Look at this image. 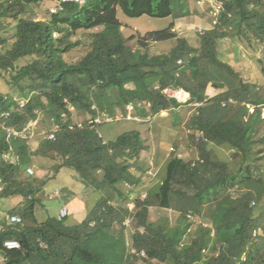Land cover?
Masks as SVG:
<instances>
[{
	"label": "trees",
	"instance_id": "16d2710c",
	"mask_svg": "<svg viewBox=\"0 0 264 264\" xmlns=\"http://www.w3.org/2000/svg\"><path fill=\"white\" fill-rule=\"evenodd\" d=\"M43 1L0 0V77L10 73L8 83L16 90V95L0 92V199L22 198L9 210L22 221H0L4 263L264 264V164L259 162L264 149L254 150L264 121V85L244 80L218 50V41L233 35L264 45V0H215L221 11L214 27L200 35L199 46L172 29L191 14L185 0L66 2L49 19H37L29 9ZM119 6L128 16L174 20L140 36L141 45L133 48L123 35ZM174 38L177 44L167 53L143 49L148 41ZM82 44L88 51L69 63L64 54ZM26 57L31 60L18 66ZM210 84L218 90L211 97ZM167 87L188 92L187 103L196 106L190 139L199 157L171 153L159 180L144 198L132 199L131 208V192L118 184L143 182L148 145L138 129L106 139L103 123L95 119L104 113L116 117L118 110L127 114L130 105L145 118L179 107L176 97L164 93ZM76 114L87 119L76 123ZM41 115L42 122L49 117L59 129L52 138L48 131L34 148L24 132ZM201 133L207 141L197 139ZM212 144L235 148L237 166L219 158ZM35 156L59 159L57 171L73 168L89 189L101 192L78 224L68 223V214L38 219L47 181L27 173ZM153 207L180 216L174 224L166 215L152 219ZM130 218L136 229L129 240ZM8 239L18 240L20 248H7Z\"/></svg>",
	"mask_w": 264,
	"mask_h": 264
},
{
	"label": "rangeland",
	"instance_id": "374dc122",
	"mask_svg": "<svg viewBox=\"0 0 264 264\" xmlns=\"http://www.w3.org/2000/svg\"><path fill=\"white\" fill-rule=\"evenodd\" d=\"M185 1L191 14L177 19L176 25L172 29L178 32L179 36L185 37L191 45L199 46L200 35L214 27L221 8L215 0ZM54 3V0H45L38 5L32 4L29 13L37 19H49L50 7ZM117 15L122 23L123 35L128 39V45L133 48L141 45L138 41L140 36L145 35L149 31L165 29L174 20L173 16L152 17L145 14L128 16L120 6L118 7ZM8 21L12 23L11 29L13 30L15 23L11 17L8 18ZM99 29L95 28L94 31ZM80 35L81 32L74 36L73 39L79 38ZM176 44V38L165 41H148L143 49L151 54H164L169 52ZM1 50L2 48L0 47ZM218 50L219 57L230 63L244 80L257 83L259 86L264 85V45L262 43L254 39L250 41L238 35L226 36L218 41ZM87 51L88 46L82 44L66 52L64 57L69 63H76ZM30 60L31 57L20 59L17 65H24ZM8 79H10V73H4L0 77V92H12L16 95V90L8 83ZM217 93L218 90L210 84L207 88L208 96L211 97ZM171 97H178V101L182 104L179 107L162 110L160 113L146 118L134 113L133 106L130 105L127 114L118 110V114L113 120L104 122L100 127V131L106 139H114L124 131L138 129L148 145V149L143 153L146 167L143 182L137 187L124 183L118 184L124 191L131 192L129 200L131 208H134L132 199L137 196L144 198L147 189L159 180V170L171 153L174 152L186 160L199 157V151L190 139V133L192 132L190 118L196 111V106L187 103L190 97L189 93L186 98L180 97L179 94ZM250 111H254L253 106H251ZM262 116L264 118V106H262ZM43 117L41 115L38 120L31 122L24 132V135L31 140L34 148L48 131L51 133L55 129L53 120L47 117V120L42 122ZM86 119L87 116L84 114L75 115L76 123H83ZM255 138L257 142L254 150L264 149V121L255 133ZM211 147L219 158L227 160L233 165L235 164L234 167L237 166L240 158L234 157L235 148L228 144H212ZM259 156L262 157L259 162L264 164V150ZM58 164L59 159L35 156L34 162L29 166L33 169V173L27 171L28 174L39 177L41 179L40 182L47 181L42 195V204L37 209V217L40 221H43L48 216H59L61 209L66 207L68 209L67 222L78 224L96 204L101 192L89 189L73 168L62 167L57 171ZM25 176L27 174H24ZM21 200V197L0 199V221L11 219L12 214L9 213V210L19 204ZM261 205L264 206V200L261 201ZM164 215L168 216L173 224L177 222L180 216L173 209L152 208V219H158ZM126 223L130 240L131 233L136 229V224L132 218L128 219ZM0 264H5L3 258H0ZM138 264L159 263L156 260L150 263L140 260Z\"/></svg>",
	"mask_w": 264,
	"mask_h": 264
},
{
	"label": "built area",
	"instance_id": "2783aa9c",
	"mask_svg": "<svg viewBox=\"0 0 264 264\" xmlns=\"http://www.w3.org/2000/svg\"><path fill=\"white\" fill-rule=\"evenodd\" d=\"M88 0H54V5L52 7H50V15L53 14V13H56L58 12L60 9L63 8V4L66 3V2H76V3H79L80 5H83L87 2ZM220 8H221V5L219 4ZM164 93H166L168 96H176V89H173L171 87H167L165 89H163ZM178 98V97H177ZM25 101L26 99H22L20 101V105L23 106L25 104ZM132 106V105H131ZM65 116V114H63ZM115 117L113 116H110L108 114H101L99 115L96 119H95V122H98V123H104V122H109L111 120H113ZM55 126V129L53 131H51V133L49 134V137H54V131L59 129V125L58 124H54ZM9 131L11 133H14V134H17L18 132L15 131L14 129L12 128H9ZM197 139L200 140V139H204V140H208L207 137H204L201 134L197 135ZM5 157L6 158H9L10 157V154L9 153H6L5 154ZM27 171L29 173H33V169L31 167H28ZM68 214V209L66 207H63L60 211V214H59V217L62 218V217H65L66 215ZM191 216V215H190ZM11 220L14 221V222H21L22 221V217L19 215V214H13L11 215ZM5 246L9 249H15V248H20L21 244L18 240L16 239H8L5 241ZM142 254L143 255H146V253L144 251H142Z\"/></svg>",
	"mask_w": 264,
	"mask_h": 264
},
{
	"label": "bare ground",
	"instance_id": "6f19581e",
	"mask_svg": "<svg viewBox=\"0 0 264 264\" xmlns=\"http://www.w3.org/2000/svg\"><path fill=\"white\" fill-rule=\"evenodd\" d=\"M176 94H177V96H178V94L180 95V97H182V98H186L187 97V95H188V93L187 92H185V91H182V90H180V91H176Z\"/></svg>",
	"mask_w": 264,
	"mask_h": 264
},
{
	"label": "crops",
	"instance_id": "0c3cea01",
	"mask_svg": "<svg viewBox=\"0 0 264 264\" xmlns=\"http://www.w3.org/2000/svg\"><path fill=\"white\" fill-rule=\"evenodd\" d=\"M179 90H182V91H184L183 89H179ZM186 92V91H185ZM188 93V92H187ZM101 134H102V132H101Z\"/></svg>",
	"mask_w": 264,
	"mask_h": 264
}]
</instances>
